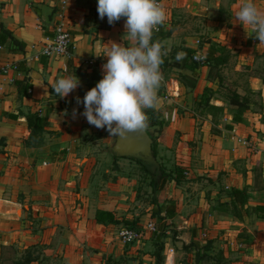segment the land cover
Returning a JSON list of instances; mask_svg holds the SVG:
<instances>
[{
	"label": "crops",
	"instance_id": "crops-1",
	"mask_svg": "<svg viewBox=\"0 0 264 264\" xmlns=\"http://www.w3.org/2000/svg\"><path fill=\"white\" fill-rule=\"evenodd\" d=\"M254 2L264 10V0ZM159 3L167 13L161 26L170 32L160 43L166 53L199 47L191 30L176 27L177 17L213 25L192 31L209 35L206 45L216 41L226 45L245 35L246 41L256 39L251 27L246 30L234 18L243 0ZM97 6L98 0H0V30L2 26L10 30L25 45L23 51H13L0 44V68L17 65L0 75V264L156 263L154 237L125 244L110 231L115 221L131 219L137 212L140 164L131 157L114 156L109 147L116 136L79 115L84 105L77 97L82 100L103 78L111 42L130 43L124 40L125 18L110 25L106 16L100 19ZM60 20L73 36L69 58L42 53ZM246 50L243 46L242 53ZM164 59L168 74L160 69L165 79L157 93L159 110L146 111L148 118L154 113L159 122L151 129L159 133L160 164L169 171L186 168L183 180L173 179L158 191L160 204L174 201L177 207L167 222L179 231V240H169L167 253H173V264H205L208 259L217 264H264V80L255 86L262 97L259 110L249 104L243 120L233 122L234 109L219 126L193 108L208 67L201 68L192 89L184 83L192 71L183 67V59L173 54ZM68 75H76L80 85L61 98L51 85ZM22 80L29 84L27 90L24 86L20 90ZM29 113L45 118L36 136L28 124ZM233 188L248 194L243 217L232 212ZM94 228L102 233L91 232ZM183 256L186 261L180 262ZM163 264H169L167 259Z\"/></svg>",
	"mask_w": 264,
	"mask_h": 264
},
{
	"label": "clouds",
	"instance_id": "clouds-1",
	"mask_svg": "<svg viewBox=\"0 0 264 264\" xmlns=\"http://www.w3.org/2000/svg\"><path fill=\"white\" fill-rule=\"evenodd\" d=\"M100 19L106 16L110 25L125 18L126 44L111 42L102 66L103 78L81 100L83 115L90 125L109 132L110 136L126 138L130 133L146 132L149 118L146 110H159L158 89L162 82L160 67L163 56L159 42H153L155 31L167 20L159 0H98ZM234 18L264 44V10L254 0H243ZM177 60L183 54L177 53ZM80 85L79 78L68 75L58 78L51 88L63 98ZM78 110H73L76 117Z\"/></svg>",
	"mask_w": 264,
	"mask_h": 264
},
{
	"label": "rangeland",
	"instance_id": "rangeland-1",
	"mask_svg": "<svg viewBox=\"0 0 264 264\" xmlns=\"http://www.w3.org/2000/svg\"><path fill=\"white\" fill-rule=\"evenodd\" d=\"M225 1L228 3V0ZM176 22L177 28L186 27L191 30L192 36H196L199 38V43L197 44H199V46H201L202 48H200L198 54H203V47H208L210 45L205 44L208 41L207 38H210V36L202 35L198 32L192 33V31L195 28H199L202 26H209L211 28V26L213 25H210V23H208L207 21H204V24L203 21L201 22V20L191 17H177ZM248 36L249 35H245L244 39L231 40L226 45H222L218 41L215 42L217 44H221L219 47L222 53V58L225 59V62L222 61L219 64L213 65L212 71L210 73V78L207 75V79L204 83V86L202 87V91L193 97V108L195 109L197 114L205 118L211 117L213 121L219 126H223V124L227 122L226 120L227 118H229L227 115H229V112L232 113L235 109L229 103L230 99L232 98V96H234L233 94L235 93L239 94L242 100L249 103L250 106H252L254 109L259 110V108L261 107V92L258 91V87L255 86L258 85L257 81L260 83L262 80H264V44H260L258 38H256L252 42L246 41V38H249ZM217 37L221 38V36L219 35H217ZM243 46H246L247 49L244 53H242ZM173 51L174 50L167 52V54H173L174 58L177 56L176 53L185 54V52L175 53ZM193 60L196 62L194 58ZM169 69L170 71L175 70L174 68ZM166 70V67H161L162 74L164 72L167 73ZM192 74L193 73L188 75V78L186 79L189 83L192 82V80H195V77H193ZM198 81L199 78L197 82ZM208 100L209 104L221 106L223 107V110H212L206 104ZM211 113H214L215 116H213ZM149 129H151V125H149ZM151 133L154 134L158 139L159 133L157 132V129H153ZM157 139L156 143L158 144L159 139ZM115 140L112 144H114ZM101 148L103 149L104 145H102ZM108 164L109 161H104V165L107 166ZM139 168L141 176L139 184L140 188L138 190L136 200L138 202V204L136 205L137 212H133L134 216L131 217V219L123 218L115 221V224L112 226V229H110V231L114 236L121 239V229L123 227L129 225L138 226L139 228L143 229L144 237H154V240L156 241L153 251L156 263L151 264H163L166 259L169 264H173L174 256L172 257V252H169V254L167 253V251H169L170 249V247H167V245L169 240L171 239H173L174 241L179 240L177 237L179 235V231L177 229L169 227L173 224H169L167 222V219L166 227L163 231H160L159 228L160 225L163 224V220L160 219L158 216H155L153 213L155 210V206L152 203L153 192L152 186L150 185L152 173H147L142 167V165H139ZM164 168L168 169V166H164ZM112 177L113 175L111 173L109 179H113ZM157 196L160 200L161 193H157ZM149 222H153L156 225L158 231H149L147 227V224ZM91 232H94L96 235H99L102 233V230L94 228L91 229ZM183 247L185 248V246H181V248ZM193 258H195V256ZM184 261L186 260L183 256L180 259V262ZM254 262L252 261L250 262V264H255ZM205 264H217V261L215 259H208Z\"/></svg>",
	"mask_w": 264,
	"mask_h": 264
},
{
	"label": "trees",
	"instance_id": "trees-1",
	"mask_svg": "<svg viewBox=\"0 0 264 264\" xmlns=\"http://www.w3.org/2000/svg\"><path fill=\"white\" fill-rule=\"evenodd\" d=\"M170 35V32L166 30L163 26L159 27L158 31L154 32V35L152 37L153 42H159L161 43L166 37ZM0 44L5 45L8 44L11 50L13 51H23L24 50V43L20 41L18 38L15 37V35L5 27H1L0 30ZM221 44L217 43H211L207 49H206V58L204 61H199L195 59V55L199 53L201 46H199L197 49H192V48H185L184 52V58H183V67L189 69L192 71V76L195 77V80H192V82H187L188 75L185 76L184 83L188 87H191L192 89L196 87L197 85V80L200 77V70L202 66H207L209 67V73L208 77L210 78V73L212 71L213 65L219 64L222 61L225 62V59L222 58V53L220 51V46ZM193 58L196 60V62L193 60ZM164 56H163V63L161 67L164 66ZM194 61V62H193ZM160 67V69H161ZM19 68V66H18ZM26 80H22L20 82V90L22 91L23 86L25 87V90L28 89L29 84L25 82ZM25 82V83H23ZM232 98L230 99L229 103L232 107L235 108V111L233 112V122H241L243 120L242 114L243 112L249 108V103L245 102L242 100L241 96L237 93L233 94ZM206 104L211 108L212 110H223V107L217 106L214 104H209V100L206 102ZM147 112V111H146ZM148 114V112H147ZM213 116H215L214 113H211ZM28 119V124L29 127L32 128L33 130V136H36L39 132H41L44 128V122L45 118L43 116H40L37 113H29L27 115ZM159 123L158 120L156 119V116L154 113H151L150 118H149V125H153ZM227 128L231 129L232 125L229 124L227 125ZM149 132V130L147 129ZM151 137L153 138V153L157 157V150H156V139L153 136L151 132H149ZM134 159V158H133ZM136 160V159H134ZM137 161V160H136ZM138 162V161H137ZM140 165H142L140 162H138ZM142 167L145 169V171L148 172V170L142 165ZM162 169V176L158 178V180H154V175L152 174V179L150 182V185L152 186V203L155 206L154 210V215L158 216L160 219L163 220V224L160 225V231H163L164 228L166 227V219L174 217L177 213V207L174 201L166 203L164 202L163 204H160L157 193L160 190L165 189L167 184L171 182L173 179L177 182L183 180L185 178L184 172L186 171V168L183 166H175L173 170H167L164 168V166L161 165ZM156 191V195H154ZM232 196L234 197L233 200V209L232 212L233 214L237 215L238 217H243L244 215L247 214V209L245 208V203L247 202L248 199V194L246 192V189H239V188H233L232 189ZM129 226H135L136 225H129ZM139 228V227H138ZM144 236V235H143ZM142 236V238H143ZM141 238V239H142ZM210 241L207 242L205 247L209 248L210 247ZM191 245H194V242L191 243ZM28 262L30 259H27Z\"/></svg>",
	"mask_w": 264,
	"mask_h": 264
},
{
	"label": "built area",
	"instance_id": "built-area-1",
	"mask_svg": "<svg viewBox=\"0 0 264 264\" xmlns=\"http://www.w3.org/2000/svg\"><path fill=\"white\" fill-rule=\"evenodd\" d=\"M199 43V41H198ZM73 36L70 27L64 20H60L56 23L54 28V34L49 38V41L45 43L42 53L48 57H64L69 58L72 54ZM206 54H197L195 59L204 61ZM92 62V61H91ZM11 68L17 69V65H5L0 68V75L7 74ZM162 76V81L164 82ZM247 143L246 140H241ZM149 231H158L156 225L153 222L147 224ZM143 229L135 226H125L121 229V239L125 244L134 243L139 241L143 236Z\"/></svg>",
	"mask_w": 264,
	"mask_h": 264
},
{
	"label": "water",
	"instance_id": "water-1",
	"mask_svg": "<svg viewBox=\"0 0 264 264\" xmlns=\"http://www.w3.org/2000/svg\"><path fill=\"white\" fill-rule=\"evenodd\" d=\"M116 157H131L140 162L148 172L154 175V180L162 176L161 164L153 153V138L148 131L130 133L128 137H116L109 147ZM156 195V191L154 193Z\"/></svg>",
	"mask_w": 264,
	"mask_h": 264
}]
</instances>
